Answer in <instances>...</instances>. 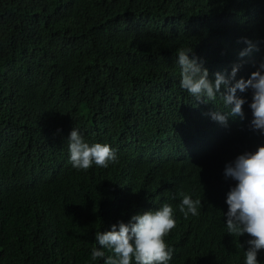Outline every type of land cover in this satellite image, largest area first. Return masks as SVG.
Wrapping results in <instances>:
<instances>
[{
  "label": "trees",
  "instance_id": "1",
  "mask_svg": "<svg viewBox=\"0 0 264 264\" xmlns=\"http://www.w3.org/2000/svg\"><path fill=\"white\" fill-rule=\"evenodd\" d=\"M244 38L252 72L264 0H0V264H104L91 260L95 232L164 203L169 264H244L250 237L229 235L223 215L234 184L215 175L264 143L248 126L251 91H237L244 120L223 125L209 115L228 110L219 97L183 95L177 63L191 47L209 79L227 77ZM72 128L118 162L74 169ZM179 192L201 200L198 216L184 218Z\"/></svg>",
  "mask_w": 264,
  "mask_h": 264
},
{
  "label": "clouds",
  "instance_id": "2",
  "mask_svg": "<svg viewBox=\"0 0 264 264\" xmlns=\"http://www.w3.org/2000/svg\"><path fill=\"white\" fill-rule=\"evenodd\" d=\"M244 42L248 47L239 53L240 65L237 60L227 77L220 72L214 73V80L209 79L203 61L189 57L191 47L178 49L179 84L187 91L184 96L191 95L202 103L214 102L219 97L228 110L224 113L214 111L209 115L223 125L227 124L228 117L244 120L242 106L246 100L237 95V91L250 90L251 120L248 126L264 135V59L251 72L249 65L244 64V58L254 45L246 38ZM237 71L240 75H250L247 79H235ZM67 141L69 160L74 169L86 171L93 165L107 168L110 163L118 162L110 145L86 142L76 128H72ZM215 177L216 182H225V186L234 184L226 193L227 212L223 213L227 233L237 238L247 234L250 238L245 241L248 247L244 251V264H260L258 253L264 251V143L258 144L254 151L245 150L238 154L219 169ZM178 195L182 198L179 211L184 218L187 219L189 214L198 216L201 200H194L184 192ZM135 212L127 222L117 221L108 230L95 232L99 248H92V261L103 258L104 264H133V261L135 264H169L174 250L164 237L176 227L173 207L164 203L155 210ZM240 247L243 249L242 244ZM101 249L108 250L111 255L106 256Z\"/></svg>",
  "mask_w": 264,
  "mask_h": 264
},
{
  "label": "bare ground",
  "instance_id": "3",
  "mask_svg": "<svg viewBox=\"0 0 264 264\" xmlns=\"http://www.w3.org/2000/svg\"><path fill=\"white\" fill-rule=\"evenodd\" d=\"M147 137V136H146Z\"/></svg>",
  "mask_w": 264,
  "mask_h": 264
}]
</instances>
